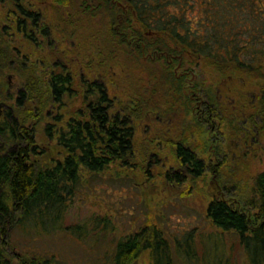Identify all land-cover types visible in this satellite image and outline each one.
<instances>
[{"label":"trees","instance_id":"obj_1","mask_svg":"<svg viewBox=\"0 0 264 264\" xmlns=\"http://www.w3.org/2000/svg\"><path fill=\"white\" fill-rule=\"evenodd\" d=\"M8 2L6 21L14 26L16 19L37 51L23 67L6 38L10 28L0 26V96L9 95L7 72L18 73L22 83L0 124L9 143L0 151V264H70L36 248L16 250L17 231L91 238L97 247L107 244L108 264H137L143 254L150 264H176L177 258L235 264L232 255L210 259L193 232L175 239V249L162 227L147 223L110 247L114 225L108 217L69 220L84 175L145 159L146 142L138 135L151 118L166 125L140 135H165L179 161L166 179L184 182L207 169L220 177L222 194L209 201L207 217L236 233L245 264H264V170L247 191L232 181L231 171L223 180L222 161L208 165L195 150L200 144H193V133L205 136L206 152L219 156L212 138L222 124L233 137L264 141V0H52V13L24 0ZM179 112L193 121L174 141L166 134L178 125L168 122ZM149 143V150L159 148L160 142Z\"/></svg>","mask_w":264,"mask_h":264},{"label":"rangeland","instance_id":"obj_2","mask_svg":"<svg viewBox=\"0 0 264 264\" xmlns=\"http://www.w3.org/2000/svg\"><path fill=\"white\" fill-rule=\"evenodd\" d=\"M25 2L34 4L36 9L42 8L48 10L49 13L54 11L52 0H25ZM11 4L5 0L4 2L0 1V26L2 28L4 25H8L7 27L10 29L6 38L12 41V45L21 48L23 54L27 56V61L25 58L23 60L26 62L24 65H30L35 60L37 50L33 44L23 39L21 34H16L15 28L6 21L7 12L12 9ZM10 17L12 18L13 15ZM6 77L11 86L8 91L9 95L0 96V102H5L8 105L0 107L3 114L0 117V124L4 120V114L8 107H15L16 96L19 94V88L22 87L18 73L15 71L7 72ZM50 110L55 111L53 108ZM160 120L147 119L146 125H144L146 132L151 130L153 133L155 130H161L166 124ZM192 121V116L188 115L186 120H183L182 112H179L171 119V122H168L177 123L178 126L174 132L170 133L171 135L166 134V136L177 141V135L183 131L184 126H188ZM248 126L245 127L248 129ZM144 128L141 130L143 134ZM215 129L217 134L216 138H212L214 140L212 147L216 145L221 154L212 156L207 153L205 142H208V145L210 142L206 140L205 136H199L197 133H193V144L194 142V145L199 143L200 147L197 149L195 147V150L207 159L208 165L222 161V179L227 178L228 172L231 171L234 175L232 181L240 183L248 191L254 176L264 170V141L250 136L233 137L229 126L224 124L219 128L215 127ZM142 132H139L138 140L146 142L143 144L148 151L144 156L145 159L138 156V159L129 160L127 168L125 165L117 164L105 172L84 175L81 178L79 192L75 196L73 206L69 210V220L84 221L90 215L108 217L114 225V231L107 235V239L111 240L110 247L120 236L136 231L147 223H156L162 227L175 249V239H184L186 232H193L198 240L200 251L210 250L208 254L210 259H212L211 255L216 253L219 254L217 262L221 256L226 261V258L232 255L235 264H245V256L238 243L236 233L221 230L212 225L207 217L209 201L222 194L220 177L218 178L210 169H207L202 176L194 179L190 178L184 182L168 181L165 177L166 171L175 170L179 166L174 147L163 142L165 135L161 136L155 133L140 135ZM151 140H154L156 144L160 142L159 148L149 150L150 147H153L149 143ZM0 143H6L7 146L9 144L3 137H0ZM152 152H157L159 155L153 159L151 158ZM151 159L153 162L149 165ZM235 182L230 184L233 185ZM239 190V185L230 188L233 194ZM38 238L40 237L35 235L28 237L17 231L13 234L12 243L17 245L16 250L36 248L49 255L55 254L70 264L109 263L104 262L106 255L103 254L107 244L97 247L91 238L81 240L65 233ZM175 263L200 264L198 261L188 262L181 258H177ZM137 264H150L147 255H141Z\"/></svg>","mask_w":264,"mask_h":264},{"label":"flooded vegetation","instance_id":"obj_3","mask_svg":"<svg viewBox=\"0 0 264 264\" xmlns=\"http://www.w3.org/2000/svg\"><path fill=\"white\" fill-rule=\"evenodd\" d=\"M8 1V0H7ZM40 1V0H39ZM24 3L25 4H28V5H30L31 7H33L35 10H36V8L34 7V4H32V3H26L25 2V0H24ZM40 3V2H39ZM42 5V4H41ZM39 9H41L42 10V8H39ZM14 20V19H13ZM18 20H21V19H18ZM12 25H13V22H12ZM5 26L7 27V25H4L2 28H5ZM14 26H15V33L16 34H21L22 36H23V39H25L26 40V37L24 36V34L22 33V32H20L19 30H17L18 28H17V21H16V19H15V23H14ZM13 26V27H14ZM19 29H21V28H19ZM32 29V28H31ZM30 29V30H31ZM48 42H52V40H51V36H50V39H49V41ZM30 43V42H29ZM30 44H33V43H30ZM51 44V43H50ZM34 45V44H33ZM35 46V45H34ZM49 43H48V46H46V48L47 49H49ZM16 52L18 53V57L19 58H21L22 59V61L24 60V58L26 59V61H27V56L25 55V54H23V51L21 50V48H19V47H17L16 46ZM81 58H78V61L80 62V64H81V68H80V70H82L83 69V65H82V62H83V55L82 56H80ZM58 61H60V59H58ZM26 62L25 61H23V63H22V66L24 67ZM50 64L51 65H54L55 64V61L54 60H51L50 61ZM70 67H71V65L70 64H68ZM68 65H65V67H69ZM60 67V66H59ZM72 68V67H71ZM73 71H74V69L72 68V70H71V72L73 73ZM10 83V82H9ZM11 86V85H10ZM10 89V88H9ZM9 89H8V91H9ZM21 88H19V90H20ZM18 93H19V91H18ZM19 95V94H18ZM223 97V96H222ZM16 98H17V96H16ZM195 98H200L199 100H197V102H198V105L200 106V108L202 107V103H203V101H204V99H205V97L204 96H196ZM16 100V99H15ZM16 102V101H15ZM4 106H8L7 104H5ZM12 110L13 108H11V107H8V109L5 111V116H6V113H7V111L8 110ZM3 114H2V111L0 110V117L2 116ZM4 116V117H5ZM3 121V120H2ZM0 137H2L1 136V134H0ZM6 146H7V144L6 143H0V151H4V149L6 148Z\"/></svg>","mask_w":264,"mask_h":264},{"label":"water","instance_id":"obj_4","mask_svg":"<svg viewBox=\"0 0 264 264\" xmlns=\"http://www.w3.org/2000/svg\"><path fill=\"white\" fill-rule=\"evenodd\" d=\"M4 105H5V102H0V107Z\"/></svg>","mask_w":264,"mask_h":264}]
</instances>
